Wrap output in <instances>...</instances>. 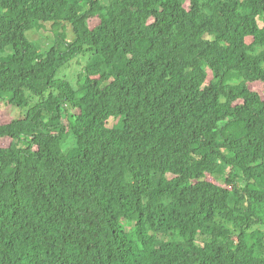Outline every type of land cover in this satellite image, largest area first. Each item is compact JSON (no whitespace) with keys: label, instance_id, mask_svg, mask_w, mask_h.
Segmentation results:
<instances>
[{"label":"trees","instance_id":"trees-1","mask_svg":"<svg viewBox=\"0 0 264 264\" xmlns=\"http://www.w3.org/2000/svg\"><path fill=\"white\" fill-rule=\"evenodd\" d=\"M256 83L264 0H0V264H264Z\"/></svg>","mask_w":264,"mask_h":264},{"label":"rangeland","instance_id":"rangeland-1","mask_svg":"<svg viewBox=\"0 0 264 264\" xmlns=\"http://www.w3.org/2000/svg\"><path fill=\"white\" fill-rule=\"evenodd\" d=\"M46 32L41 31H33L30 35L31 41L37 46L42 53H45L51 49L53 46V39L49 37L48 32L52 30L51 25H45ZM67 33L69 36H72L71 28L67 25ZM86 60L80 56L79 58H76L74 61H72L68 66H66L64 69L59 71L57 75V79H63L66 78L70 81H72L75 85L78 80L79 75L84 71ZM252 88L255 91H258L262 98H264V87L260 83H256L252 85ZM4 108L5 106L1 104L0 108V124L8 123L11 120L6 118L4 115ZM19 112L15 110L14 115L18 114ZM121 121V122H120ZM124 127L123 121L121 118L117 119H111L109 120L107 124V129L111 131L115 130H121ZM12 143V140L10 138H4L0 140V147L2 148H8ZM75 146V139L72 136V134L67 138L65 144H64V150L69 151ZM133 226L128 227V230L130 231Z\"/></svg>","mask_w":264,"mask_h":264}]
</instances>
